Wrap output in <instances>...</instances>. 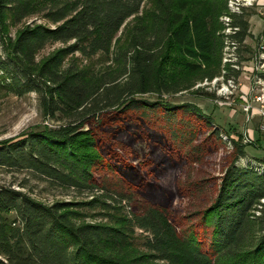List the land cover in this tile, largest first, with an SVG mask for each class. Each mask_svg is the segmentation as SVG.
Masks as SVG:
<instances>
[{"label":"trees","instance_id":"1","mask_svg":"<svg viewBox=\"0 0 264 264\" xmlns=\"http://www.w3.org/2000/svg\"><path fill=\"white\" fill-rule=\"evenodd\" d=\"M148 1L0 0L2 19L19 22L43 11L55 24L28 25L10 41L7 54L0 53V87L16 95L38 92L48 116L73 118L0 142V166L92 195L46 204L0 185V264H264V159L238 166L252 144L242 134L230 138L215 194L191 224L177 225L171 192L148 174L165 173L182 160L197 164L226 142L195 104L142 97L192 90L224 66L229 76L225 44L242 45L251 35L250 14L233 13L229 0H153L147 7ZM223 15L236 30L225 33ZM130 17L135 22L125 45L114 51ZM70 41L36 61L47 44ZM257 46L264 54V30ZM75 52L114 53L115 64L64 68ZM140 143L148 146L146 158L136 153ZM160 186L165 193H157ZM83 207H100L106 222L84 221ZM13 211L14 218L5 215ZM136 227L150 233L149 253L129 251Z\"/></svg>","mask_w":264,"mask_h":264},{"label":"rangeland","instance_id":"2","mask_svg":"<svg viewBox=\"0 0 264 264\" xmlns=\"http://www.w3.org/2000/svg\"><path fill=\"white\" fill-rule=\"evenodd\" d=\"M147 7H153V0L148 1ZM249 13L251 35L248 36L242 45H237L236 49L230 45L229 40L224 47L223 63H232L231 70L227 76V68L224 66L220 74L212 79L205 78L197 81L192 90L177 94H144L142 97L155 101L159 98L175 103H193L204 114L213 120L215 129H220L224 144L214 147L197 164L182 160L178 161L175 167L167 172L149 173V181H156L161 186L166 187L172 194V202L169 210L173 215L177 225L186 227L191 224L195 214L201 211L215 194L219 177L226 165L229 153L230 138L238 139L239 134L243 135L244 143H251L246 147V155L237 162L238 166L245 167L248 163L264 159V120L261 110L262 102L257 100V96L264 91V54L258 52L257 38L264 30V0H254L242 2L239 11ZM46 12L38 11L29 15L19 22H14L0 17V53L5 55L9 51L10 41L14 40L19 32L28 25L44 24L54 27L55 24L46 17ZM225 16L221 21L226 25ZM230 17V16H229ZM135 17H130L126 24L117 33L114 41V51L125 45L129 33L134 25ZM227 27V25H226ZM225 33H230L227 29ZM74 41L67 43L51 42L40 50L36 56V61L41 63L57 50L65 48ZM114 53L112 56L100 57V54L88 57L81 52H75L67 56L64 68L73 64L76 68L95 67L103 68L110 64L113 66ZM199 89L198 93L194 92ZM194 90V91H193ZM249 106V108H247ZM73 121V118L65 116L62 112H56L54 116H48L42 105L38 92H29L24 95L10 93L0 87V142L10 139H19L30 131L40 130L44 127H59ZM204 134L199 135L201 141ZM147 144H139L136 152L141 159L143 151L147 150ZM147 152V151H146ZM149 153V152H148ZM152 158L157 159V157ZM206 181L200 188H189V183L201 179ZM0 185L11 187L27 193L31 197L52 204L56 201H85L92 198L89 192H78L72 188H65L52 184L50 181L29 170H11L0 166ZM160 186L159 194L165 193ZM147 191V190H146ZM167 192V191H166ZM146 201L149 202L147 198ZM86 214V222H106L101 213L100 207H83ZM9 218L16 216L15 211L5 214ZM136 232L132 240L131 254H146L149 250L144 243L150 233L136 227ZM150 264H167L162 260H152Z\"/></svg>","mask_w":264,"mask_h":264},{"label":"built area","instance_id":"3","mask_svg":"<svg viewBox=\"0 0 264 264\" xmlns=\"http://www.w3.org/2000/svg\"><path fill=\"white\" fill-rule=\"evenodd\" d=\"M244 1L246 2V4L248 2H251V5H252L254 0H229L228 5H229L230 10L232 12L239 11L240 7L242 6V2H244ZM225 20H226L227 30L229 32H233L234 30L237 29V28H232L230 26L231 18L229 16H225ZM229 43H230V45H232L236 49L237 44L234 41H229ZM256 99L263 103L262 104L263 109L261 110V113H262V117L264 120V91H263V93H260ZM247 108H249V106H247Z\"/></svg>","mask_w":264,"mask_h":264}]
</instances>
